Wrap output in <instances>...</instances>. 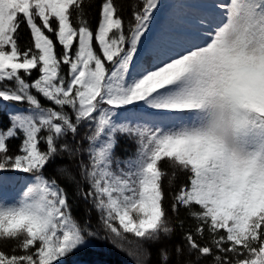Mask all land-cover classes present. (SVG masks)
I'll use <instances>...</instances> for the list:
<instances>
[{"label": "snow or ice", "instance_id": "snow-or-ice-1", "mask_svg": "<svg viewBox=\"0 0 264 264\" xmlns=\"http://www.w3.org/2000/svg\"><path fill=\"white\" fill-rule=\"evenodd\" d=\"M93 6L0 0V264L93 240L153 264L177 232L158 264H264V0H102L95 29ZM57 159L98 229L45 175Z\"/></svg>", "mask_w": 264, "mask_h": 264}, {"label": "trees", "instance_id": "trees-1", "mask_svg": "<svg viewBox=\"0 0 264 264\" xmlns=\"http://www.w3.org/2000/svg\"><path fill=\"white\" fill-rule=\"evenodd\" d=\"M122 2L125 4L127 7V4L129 3V0H122ZM162 2H165V0H162ZM102 3V0H94V6L91 9V27L93 29L96 28L98 21H99V13H100V5ZM124 19L128 20L131 19V11L127 10L123 13ZM20 37V43L25 46H30L31 45V37H30V32L27 27L22 26L20 29L19 33ZM35 75V73H34ZM43 102V101H42ZM46 103V102H45ZM17 107H19L17 105ZM7 109L0 111V119L3 120V123L5 126L8 125V118L6 115ZM20 143L19 140H13L11 141V147L12 151L15 152L17 150V146ZM136 150V145L126 139V138H121L119 141V144L117 145L115 149V153L118 157L120 158H126L131 156L134 151ZM86 159V158H85ZM61 163H67V160L61 161L57 159V161L53 164H51L46 170H45V175L49 177H55L58 182L64 186L69 194L70 197V203L73 204L72 212L74 217L78 220L80 224L85 223V215H86V210L91 209V215L89 217L91 223L89 224V227L92 229H98V214L95 211V209L92 207V205L81 198H77L74 195V186L69 184L67 180L63 179L60 175L57 174L56 172V165L61 164ZM74 171H77V169L74 167ZM186 182V177L181 175L180 178L176 181L177 187ZM163 184L165 186V191H168L167 188V180L165 179L163 181ZM87 187V185H85ZM168 204L171 203V200L167 201ZM172 213L169 210V216H171ZM180 218L184 219L185 218V213L183 209L181 210L180 213ZM100 235L103 236L104 233L101 231ZM181 243L180 239V234L177 232V234L171 239V240H166L162 241L160 244H156L152 246V251H151V260L153 264H158V261L160 259V249L162 247H168L171 248L176 244ZM3 250L9 251V248H4ZM175 259V257H173ZM65 264H135L134 258L128 255L127 251L121 250L117 248L115 245H113L109 241H100V240H93L91 241L90 245L86 248H83L74 254L70 255Z\"/></svg>", "mask_w": 264, "mask_h": 264}, {"label": "rangeland", "instance_id": "rangeland-1", "mask_svg": "<svg viewBox=\"0 0 264 264\" xmlns=\"http://www.w3.org/2000/svg\"><path fill=\"white\" fill-rule=\"evenodd\" d=\"M172 1H174V2H176V3L178 2V0H172ZM22 175H26V174H22Z\"/></svg>", "mask_w": 264, "mask_h": 264}]
</instances>
